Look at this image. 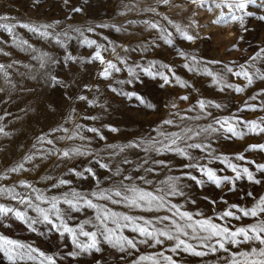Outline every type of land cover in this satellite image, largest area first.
<instances>
[{"label":"rangeland","instance_id":"374dc122","mask_svg":"<svg viewBox=\"0 0 264 264\" xmlns=\"http://www.w3.org/2000/svg\"><path fill=\"white\" fill-rule=\"evenodd\" d=\"M258 5L259 0L257 5L248 6L247 11L252 15L244 16L241 27L239 21L213 23L221 12L228 13L227 8H216L213 0H204L203 6L200 0L197 3L191 0H168V3L163 0H0V17H7L0 24L12 28L11 33L0 28V64L4 65L0 72V188L18 194L16 199L7 192L0 194V204L26 211L35 218L34 210L18 202L21 197L47 208L48 204L35 199L37 195L62 197L75 190L101 208L142 218L136 223L143 225L145 220L151 221L146 225L150 229L171 227L174 232L172 220L186 225L210 219L235 230L264 219V214L243 216L238 211L253 208L264 196V171L257 168L264 164V151L249 149L250 145L264 144V133L258 129L249 131L247 123L264 126V79L259 78L264 74V53L256 60L251 59L264 49V20L259 18L264 16V7ZM77 8L80 11H74ZM153 23L156 28L150 27ZM24 24L38 31H29L21 26ZM44 31L49 33L47 37L40 35ZM182 33L194 39L189 41ZM85 39L96 43L89 46ZM96 51H100L104 63L93 59ZM41 58L45 61L44 68L40 67ZM109 61L120 71L108 69L110 74L105 78L101 73ZM225 65L233 72H227ZM241 65L253 76L251 84L234 75L241 71ZM145 69L153 75H148ZM205 69L222 79L214 83ZM158 73L167 76L169 83ZM237 86L243 91H235ZM81 96L85 99H79ZM199 101L205 102L203 110ZM217 104L219 108L215 107ZM166 120L172 123L165 124ZM225 120L244 135L238 137L227 132ZM209 125L218 131L201 132ZM91 128L97 132L89 131ZM188 128L193 130L187 133L192 139H181L172 145L173 149H185L187 156L174 150L160 154L143 151L153 141L170 143L161 133L183 136ZM196 132L200 135H194ZM195 143L202 148H187V144ZM131 144L141 146L125 147ZM72 148H80L85 154L63 157V151ZM239 155L245 159H237ZM100 164L108 167L102 168ZM189 164L211 169L218 177H229L230 181H222L218 187L197 167H186ZM230 164L237 166L242 178L236 179ZM13 168L18 170L11 171ZM88 168L94 175L85 171ZM244 168L260 183L243 175ZM168 177L179 178L177 188L181 194L165 195L163 206L157 208L154 203L151 210L113 204L91 195L102 191L108 194L109 189L120 188L121 182L163 195L157 189L166 188L161 182ZM61 180L70 183L60 184ZM59 206L68 212L71 218L67 223L72 227L85 220L92 221L85 225V230L98 233L101 250L70 256V252L79 251L70 236L61 237L46 223L33 225L36 230L32 231L9 214L0 218V235L38 250L33 253L36 260L17 261V264H41V252L52 256L56 264H135L142 255L160 258V253L171 256L176 264H229L233 254L260 246L258 242L225 243L228 251L216 245L213 252L203 247L200 240L192 239V229L185 228L189 235L180 234V238L207 254L193 255L183 251V246L172 252L174 240L160 237L164 242L155 247L150 246L153 241L140 244L138 241L144 237L132 232L130 225L119 231L137 241V248L120 251L99 236L102 229L95 219L98 209L83 203L79 211H69L63 203ZM225 211L234 212L240 219L223 217ZM183 212L189 213L192 220H181L179 213ZM165 216L170 219L162 220ZM107 223L115 227L110 220ZM86 239L80 237L82 241ZM215 240L206 243L215 245ZM0 264H12L3 252H0Z\"/></svg>","mask_w":264,"mask_h":264},{"label":"snow or ice","instance_id":"6c2138e0","mask_svg":"<svg viewBox=\"0 0 264 264\" xmlns=\"http://www.w3.org/2000/svg\"><path fill=\"white\" fill-rule=\"evenodd\" d=\"M67 2V0H65ZM164 3H168V0H163ZM192 3H197V0H191ZM201 6H203L204 0H200ZM213 3L215 4L216 8H227L228 13L221 12L220 17L213 21V23L216 24H227L229 21L231 22H237L239 21L241 24V27H243V20L244 16L246 15H252L251 12L247 11V8L249 5H257V0H219L217 3L216 0H213ZM260 7H264V0H259ZM211 10V9H209ZM74 11H80L79 8L74 9ZM242 13L241 15H236V13ZM260 19L264 20V16L259 17ZM7 19V17H0V20ZM22 27L28 28L29 31L37 32L38 29L35 27H31L27 24L21 25ZM43 27H51L49 26H43ZM150 27L156 28L157 25L155 23L151 24ZM0 28L8 31L11 33L12 28L8 24H0ZM77 31H79L77 29ZM89 31H92V29H89ZM179 31V28H178ZM41 36L47 37L49 33L46 31L40 32ZM83 35V33H81ZM182 35L185 36V38L189 41L193 40L194 37L191 35H188L187 33H182ZM59 42V41H57ZM26 44L27 41H24ZM84 43L91 46L96 43L94 40H84ZM167 43H171L170 40L167 41ZM233 48H235V45H233ZM264 53V49H261L260 52H257L255 56H253L251 59L256 60L261 57V54ZM46 55V54H45ZM71 59V57H69ZM93 59H98L101 61V63H104L103 57L101 56L100 51H96ZM195 59V58H193ZM211 63H220L219 61H212ZM11 67V65H9ZM40 67H45V61L43 58H41ZM187 67V65H185ZM226 71L229 73L233 72V69L231 67H228L227 65L224 66ZM241 71L235 72L234 75L236 76H242L245 78L248 82V84H251L253 82V76L249 74L247 70H245L244 65L240 66ZM108 69H115V71H120L119 68L116 67L115 64L112 62H107V68L101 73V76L107 78V76L110 74ZM4 70V65L0 64V72ZM171 71V69H169ZM145 71L148 73V75H153V73L149 69H145ZM258 71V70H257ZM129 72L131 73L132 70L129 69ZM205 73L208 76L213 77V82H217L218 79H222V76L214 75V73L208 69H205ZM5 76L7 73H4ZM163 79L165 83H169L168 77L164 76L163 73H158ZM260 79H264V74H260ZM52 79L55 81V77H52ZM179 78H177L178 80ZM182 86H184L182 84ZM228 87H232V85H227ZM115 91V90H114ZM235 91L242 92L243 88L237 86L235 88ZM132 94H129V98H131ZM79 99H85V97L81 96ZM137 99L141 100V103H143L142 98L137 97ZM181 99H187V97H181ZM252 99H255V97H252ZM199 107L203 110L205 108V102L199 101ZM151 107V105H149ZM215 107L219 108L220 105H215ZM199 118V117H197ZM165 124H171V120L164 121ZM219 123V121H217ZM250 127L249 131L255 132L258 131L261 133H264V126H261L260 124H257L256 122H247ZM224 124H228V120L224 121ZM224 125L222 124L221 127ZM115 131V129H112ZM211 130L212 132L218 131L217 129L213 128L212 125H209L207 128L201 129V132H209ZM2 131V129H0ZM89 131L97 132V129L91 128ZM193 130L191 128H188L185 130L184 135L182 136L179 133H172L170 136L166 135L164 133H161L162 136L165 137V140L170 141V143H165L164 141H153L150 143L147 147L143 148V151L146 153L148 152H155L157 154H160L164 150H174L177 154L187 156L188 153L185 151V149H182L180 147H176L175 149L172 148V145H176L178 140L186 139L190 140L192 139V136L187 135V133H191ZM227 132L232 133L235 136L242 137L244 135L243 132L236 131L235 127L231 124H228V127L226 128ZM194 135L198 136L200 135V132L194 133ZM83 139V137H81ZM71 139V137H69ZM48 143H52V141H48ZM141 145L137 144H131L127 145L125 147H140ZM110 147H116V146H110ZM187 148H196L200 149L202 148V145L199 143L195 144H187ZM250 150L258 149L261 151H264V144L260 145H250ZM123 151V148L120 149ZM85 152L81 151L80 148H72L70 150L63 151L62 155L63 157H70V155H84ZM28 159H31L29 157ZM237 159L243 160L245 157L243 155H239ZM125 163H128L129 161L125 160ZM147 163V160L145 161ZM155 163L163 164V161H157ZM233 172H236V179L242 178L241 172L237 170V166L235 165H229ZM23 165H20V168H22ZM100 167L107 168L108 166L106 164H100ZM186 167H197L200 171H202L205 175H207L208 179L210 181H213L217 184L219 187L222 181H230L229 177H218L216 173L207 168H202L198 165L189 164L186 165ZM258 170L264 171V164L257 165ZM17 168H13L11 171H17ZM74 171V170H70ZM90 174H93V171L91 168L86 169ZM147 171H153V169H147ZM117 174H119V170L117 171ZM76 175H83V173H76ZM243 175H246L249 180L254 181L255 183H260L259 180H255L253 177L252 172L249 171V169L244 168L243 169ZM193 180H196L197 183H201L200 180L197 179L195 176L190 177ZM126 179H131V177H126ZM140 179H143L142 177ZM178 177H168L167 180L162 181L161 183L166 185V188H158L157 193H164L156 194L152 191L145 190L144 188H140L138 186L132 185H124L123 182H121L120 188L118 189H109L108 194H105V192L95 193L93 192L91 195L93 197H96L98 199H105L111 201L113 204H120L124 203L126 207L130 208H145L146 210H151L153 204L155 203L156 207H162L165 201V195H176L181 194L179 193V190L177 188V181ZM23 183V182H22ZM60 184H68L69 181L61 180L59 182ZM145 183H151V181L145 180ZM28 187H31L30 185H27ZM55 187V185H54ZM7 192L8 194L12 195L13 190L12 189H4L0 188V194ZM18 194L12 195V199H16ZM251 195V193H249ZM113 196L120 197V199H113ZM36 200L42 201L45 204H48L49 207L44 208L41 207L39 204H34L33 201L26 197H21L19 199V203L22 205H25L27 208H31L37 213V217H29L27 215L26 211H22L20 209L14 208V207H6L3 204H0V218H3L5 216H8L11 214L14 216L15 219L20 220L23 223H26L30 230L35 231L36 229L33 227V225L38 223H46L49 225H52L53 228H55L63 237L65 234L71 237V242L74 245L76 249H79V251H73L70 252V256H78L80 252H91L92 250H95L96 252H99L101 249L98 246L100 244V239L98 238V233L96 231H87L85 230V225L92 223L90 220H85L82 224L78 225L77 227H72L67 223V219H70L71 217L68 216V212L65 209H62L59 205L61 203L68 206L69 211H79L80 205L83 203L84 206L98 209L97 215L95 219L99 221V227L102 229L99 232V236L103 237L104 242H107L112 247L116 248L118 247L120 251H126L127 249H136L137 248V241H135L133 238H129L127 236H124L119 230L122 228H128L131 225V231L134 233H138L139 236L144 237V239H141L138 241L140 244H149V241H153L152 244H150L151 247H155L157 244H163V240L160 239V237H165L167 240H174L175 245L171 249L172 252H176L177 249H181L185 252H189L193 255L197 256H203L207 253L197 251L192 244L188 243L187 240L181 239L180 234L184 236H188V232L185 231V228L192 229L193 236L192 239H198L201 241V244L203 247L210 248L211 251L215 252L217 250L216 245L219 246L220 249H223L224 251H228V249L225 247V243H230L232 245H238L243 243H256L260 245L259 247H252L248 251H242L238 254H233L231 260L229 261V264H264V219L258 220L256 224L244 226V227H238L235 230L230 229L227 226H222L219 224H216L212 222L210 219H203L196 221L195 224L188 223L186 225H181L177 223L176 220H172V225H174V232L171 227H169L167 230L165 229H159V228H152L150 229L146 225H150L152 222L145 220L144 224L141 225L139 223H136L138 219L142 218H135L126 214L117 213L114 211H111L107 208H101L97 204L93 203L92 199L87 198L85 195L76 192L75 190H72L68 193H64L62 197H56L53 196L51 198L45 197L42 193L37 195ZM173 208H175V205H172ZM233 208L237 207L235 205L231 206ZM239 212L242 213L243 216H252L257 217L260 214H264V196H261L256 203V205L253 208L250 209H238ZM180 219L184 220L185 218L189 221L192 220V216L187 213H179ZM54 217V219H53ZM223 217H235L236 219H240V216H237L232 211H225L223 213ZM170 218L168 216H165L162 218V220H169ZM111 221L115 227H109L107 221ZM56 221H59L57 224ZM121 221H124L125 223L121 224ZM175 233V234H174ZM198 233H206V235H198ZM80 237L87 238L86 240L82 241L80 240ZM213 238H216L215 245H209L206 242L212 240ZM38 250L31 247V245H26L24 243H21L16 240H12L8 237H5L3 235H0V252H3L7 258L12 262V264H17V261H23V260H36V256L33 255V253H36ZM41 257H43V260L41 261V264H56L55 259L52 256H46L44 253H39ZM160 258L153 257V256H147L142 255L138 258V260L135 262V264H140L142 261H151V264H161V260H163L164 264H176V261L173 260L171 256H165L163 253L159 254Z\"/></svg>","mask_w":264,"mask_h":264}]
</instances>
